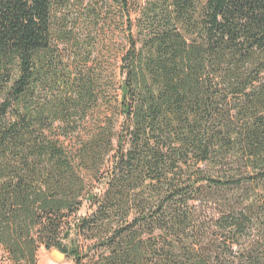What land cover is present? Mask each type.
<instances>
[{"label": "trees", "instance_id": "1", "mask_svg": "<svg viewBox=\"0 0 264 264\" xmlns=\"http://www.w3.org/2000/svg\"><path fill=\"white\" fill-rule=\"evenodd\" d=\"M71 1L0 0L6 260L264 264V0Z\"/></svg>", "mask_w": 264, "mask_h": 264}, {"label": "rangeland", "instance_id": "2", "mask_svg": "<svg viewBox=\"0 0 264 264\" xmlns=\"http://www.w3.org/2000/svg\"><path fill=\"white\" fill-rule=\"evenodd\" d=\"M96 0H72L61 12L60 19L62 25L66 27L65 33L67 35L75 34L77 39L83 40L87 32L93 29V20H90L88 16L91 13V10L94 9L97 4ZM69 37V36H68ZM67 36L64 40L69 41L70 38ZM62 49L70 52V46L61 45ZM87 245H90V242H84ZM0 264H10L6 260V256L3 252L0 251ZM38 264H76L71 258L65 257L57 250L48 251L42 247L38 251Z\"/></svg>", "mask_w": 264, "mask_h": 264}, {"label": "water", "instance_id": "3", "mask_svg": "<svg viewBox=\"0 0 264 264\" xmlns=\"http://www.w3.org/2000/svg\"><path fill=\"white\" fill-rule=\"evenodd\" d=\"M64 256L68 258V256H66V255H64Z\"/></svg>", "mask_w": 264, "mask_h": 264}]
</instances>
